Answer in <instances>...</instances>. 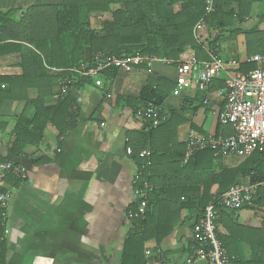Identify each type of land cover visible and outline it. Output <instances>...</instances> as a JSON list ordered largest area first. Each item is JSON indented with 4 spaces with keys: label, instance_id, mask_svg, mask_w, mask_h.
<instances>
[{
    "label": "trees",
    "instance_id": "obj_1",
    "mask_svg": "<svg viewBox=\"0 0 264 264\" xmlns=\"http://www.w3.org/2000/svg\"><path fill=\"white\" fill-rule=\"evenodd\" d=\"M232 2L238 4L237 9L231 6ZM206 8L207 0H55L18 10H0V56L18 54L22 71L15 76H0V108L6 100L26 102L16 118L10 157L0 155V164L22 157L28 146H35L42 153H55L56 146L45 134L46 126L50 123L56 127L59 138L76 127L79 106L69 88L78 87L89 77L71 68L80 69L82 64L91 67L97 54H141L173 63L191 58L205 61L209 52L219 54L223 43L240 34L245 37L248 57L264 54V0H213V11L207 13ZM249 19L257 22L249 29L241 28ZM95 20L99 29L93 27ZM201 20L203 24L195 28ZM47 66L62 71L52 73ZM256 67L255 63L243 62L228 66L227 71L235 76ZM117 70L111 67L102 73L114 76ZM61 78L69 81L68 91L56 105L47 106L46 99L53 95ZM33 87L38 95L31 99L27 90ZM174 87L165 79L152 78L142 91L140 104L145 107L153 102L162 106ZM222 87L224 81L217 79L211 88ZM31 110L34 115L29 117ZM170 115L153 129L146 121L142 133L130 143L140 171L137 186L143 188L147 183L151 189L144 216L132 217L137 230L125 243L122 264H145L144 242H160L183 220L184 211L190 218L196 216V223L209 203L229 187L241 184L243 178L250 183L264 181V151L227 165L222 162L223 157L206 148L185 162V143L178 140L177 127L186 121L174 111ZM143 149L151 151L149 165L138 157ZM21 181L12 174L3 176L0 192ZM251 203L264 209V186L258 187ZM136 211L135 208L133 212ZM232 212L236 213L219 207L215 221L217 237L225 251L233 228L237 227ZM5 216L6 207L0 203V264L6 260ZM220 225L227 230L228 237L220 234Z\"/></svg>",
    "mask_w": 264,
    "mask_h": 264
},
{
    "label": "crops",
    "instance_id": "obj_2",
    "mask_svg": "<svg viewBox=\"0 0 264 264\" xmlns=\"http://www.w3.org/2000/svg\"><path fill=\"white\" fill-rule=\"evenodd\" d=\"M46 1L55 0H0V10H18ZM231 6L237 9L238 4L232 2ZM256 22L257 19H249L241 28L249 29ZM235 27H239L238 22ZM246 50L243 34L223 43L219 54L230 64L212 79L207 90L198 89L199 77H196L192 86L179 95H173L174 89L168 93L161 106L168 119L174 111L186 121L177 127L180 142L190 130L215 137L234 133L230 124L221 123L219 113L226 102L227 80L234 77L227 67L247 62ZM210 53L215 54L209 52L208 60ZM156 58L151 66L141 64L130 72L117 70L114 76L105 72L81 81L78 87H70L79 106L76 127L60 138L52 124L45 129L46 136L56 146L55 153H42L37 147L28 146L22 157L11 158L26 168L27 177L9 188L11 201L3 224L4 264H122L125 243L137 230L129 213L138 209L139 197L133 181L140 177V171L127 148L132 147L130 143L142 133L147 121L140 104L141 94L152 78L165 79L176 87V66L180 60L173 63ZM18 63L16 53L0 56V76L21 74ZM201 70L198 67L195 74ZM97 79H101L103 88L96 85ZM217 79L224 81V87L211 88ZM53 92L46 99L47 106L56 105L67 93L58 81ZM27 95L34 99L38 90L29 88ZM25 104V101L6 100L0 108L2 157H10L16 118ZM33 115L31 110L29 117ZM2 181L0 173V186ZM247 183H250L248 178L241 180V184ZM216 189L214 186L212 191ZM182 216L183 220L160 242L156 239L144 242L145 264H187L192 256L190 252L193 254L197 247L193 232L196 216L190 218L187 211ZM233 218L238 228H233L226 246L227 255L232 257L230 264H264V209L250 203L233 213ZM219 231L229 236L221 225ZM146 251L150 252L148 258Z\"/></svg>",
    "mask_w": 264,
    "mask_h": 264
},
{
    "label": "built area",
    "instance_id": "obj_3",
    "mask_svg": "<svg viewBox=\"0 0 264 264\" xmlns=\"http://www.w3.org/2000/svg\"><path fill=\"white\" fill-rule=\"evenodd\" d=\"M213 11V0H207L206 12ZM203 20L199 21L195 28H199ZM210 60L198 61L195 58L180 60L176 66V87L173 95H179L184 89H188L193 84V79L198 78V89L207 90L212 79L224 68L230 64L226 62L221 55L210 53ZM157 58L141 54L128 56H114L97 54L94 57V64L87 67L81 65L80 69H72L80 75L95 78L108 68H117L125 72L132 71L141 64L151 66ZM247 62L257 64V67L248 73H239L227 80L225 106L219 113L221 123L230 124L234 133L228 137H215L212 134H201L195 130H190L184 139L185 155L183 160L186 162L198 151L206 148L214 150L215 156H237L246 157L258 151H264V54L257 53L249 57ZM200 67V74H195V70ZM52 73L62 71L60 68L49 67ZM200 75V76H199ZM64 93L68 90L69 81L60 79ZM96 85L103 88L101 79H97ZM144 116L149 126L157 128L161 123L168 119L167 112H164L161 106H156L149 102L143 107ZM127 153L133 154L131 147L127 148ZM139 156L147 161L151 152L142 150ZM0 173L2 176L12 174L21 180L27 177L26 168L20 163L6 161L0 164ZM139 177L133 181L135 193L139 197L138 209L136 212H130L129 216H144L147 208V193L151 189L145 183L143 188L137 186ZM264 186V181L260 183L239 184L229 187L225 192L219 195L213 202L209 203L203 212V215L193 226L194 240L197 247L187 264H230V257L217 237L216 216L218 208L231 211L241 210L245 205L250 204L258 187ZM11 201L10 190L0 192V203L8 207ZM150 255L146 251V258Z\"/></svg>",
    "mask_w": 264,
    "mask_h": 264
},
{
    "label": "rangeland",
    "instance_id": "obj_4",
    "mask_svg": "<svg viewBox=\"0 0 264 264\" xmlns=\"http://www.w3.org/2000/svg\"><path fill=\"white\" fill-rule=\"evenodd\" d=\"M94 22L95 23H97V21L95 20V21H93V27H95V28H97V29H99V27H96V25L94 24ZM98 24V23H97ZM99 25V24H98ZM240 160H241V158H239V157H229V158H224V162L223 163H225V164H227V165H235V164H237L238 162H240Z\"/></svg>",
    "mask_w": 264,
    "mask_h": 264
}]
</instances>
